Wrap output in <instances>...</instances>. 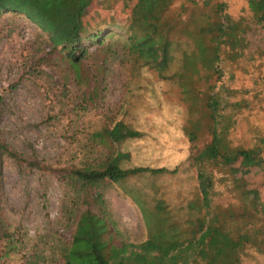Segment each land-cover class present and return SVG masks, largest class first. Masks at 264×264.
Masks as SVG:
<instances>
[{"label": "rangeland", "instance_id": "obj_1", "mask_svg": "<svg viewBox=\"0 0 264 264\" xmlns=\"http://www.w3.org/2000/svg\"><path fill=\"white\" fill-rule=\"evenodd\" d=\"M133 1L100 0L90 12V26L112 25L102 33L103 45L90 47L82 59L81 77L23 15L0 19V140L23 159L3 160L0 264H63V250L85 209H102L116 239L125 242L148 237V211L160 200L171 221L181 229L190 224L197 211L189 203L200 197L193 155L211 139L202 107L209 86L223 100L240 103L220 110L232 147L251 148L264 140V23L253 21L246 1L173 0L165 13L173 26V59L163 71L142 66L128 51V34L119 25L129 21ZM220 4L219 14L248 25L247 45L235 60L221 56L219 72L210 74L199 63L197 71L186 70L183 55L195 49L187 32L214 19ZM118 120L142 136L117 143L99 135ZM195 127L200 131L191 142L186 131ZM119 153L127 155L124 168L165 167L167 172L80 188L75 170L100 167ZM233 166L210 164L212 205L246 203L264 215V162ZM242 261L264 264V257L248 247Z\"/></svg>", "mask_w": 264, "mask_h": 264}, {"label": "trees", "instance_id": "obj_2", "mask_svg": "<svg viewBox=\"0 0 264 264\" xmlns=\"http://www.w3.org/2000/svg\"><path fill=\"white\" fill-rule=\"evenodd\" d=\"M245 1L253 21L264 23V0ZM99 2L0 0V19L7 13L23 15L47 35L52 49L70 63L76 77H81V62L89 54V48L103 45L105 38L102 33L111 31L110 22L97 26V23L89 24L90 12ZM172 2L134 0L129 21L119 25L128 34L129 53L135 55L142 66L163 71L173 59L169 37L173 26L165 19ZM222 8L221 4L216 5L214 19L197 23L194 29L187 32L193 39L195 49L191 56L188 53L183 55L186 70L197 71L199 63L210 74L219 72L221 56L235 60L247 45L244 33L248 25L242 20H233L226 13L219 14ZM239 105V102L223 100L215 86L203 90L202 107L209 119L207 128L211 139L193 155L200 197L189 203L197 211V215L188 220L190 224L181 229L175 219L171 221L166 204L160 200L148 211L149 217L145 221L151 227L148 237L141 242H125L116 239L117 235L102 209H99V213L85 209L79 214L71 241L63 250V264H243L242 254L248 247L264 257V215L246 203L226 207L212 205L214 176L209 169L210 164L236 168L233 165L238 162L249 167L264 162V140L251 148L232 147L228 142V125L220 110L229 106L237 109ZM199 131L198 127L187 130L189 141L195 142ZM99 135L120 143L139 138L142 133L118 120L111 128H104ZM4 157L23 160L8 143L0 140V196ZM126 157V154L119 153L100 167L88 166L75 170L73 173L80 188L87 191L105 179L119 182L145 172H167L165 167L124 168L121 161Z\"/></svg>", "mask_w": 264, "mask_h": 264}]
</instances>
